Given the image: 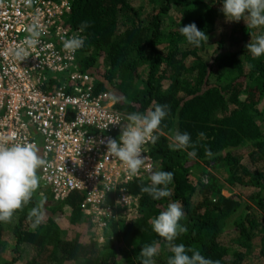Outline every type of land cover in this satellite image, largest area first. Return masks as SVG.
I'll return each mask as SVG.
<instances>
[{
	"label": "trees",
	"instance_id": "obj_1",
	"mask_svg": "<svg viewBox=\"0 0 264 264\" xmlns=\"http://www.w3.org/2000/svg\"><path fill=\"white\" fill-rule=\"evenodd\" d=\"M48 1L69 4L64 25L84 39L78 51L80 68L91 75L97 93L114 101L116 110L127 116L158 104L168 106L149 154L156 170L174 173L168 185L171 195L156 200L141 192L149 178L121 184L134 199L129 205L117 203L113 195L107 198L113 216L102 219V248L86 236L95 222L82 208L85 192L63 202L45 194L42 200L49 203L51 214L43 209L45 220L35 229L28 212L41 199L33 194L10 222H0V264H20L25 257L26 264H141L142 247L154 242L160 245L155 264H167L174 254L149 221L171 202L182 205L180 224L187 228L176 244L220 264H254L250 258L259 239L264 259V126L258 122L264 119V55L254 57L246 47L264 35V27L248 28L244 19L230 20L228 38L222 37L210 52L218 20L228 19L223 0ZM193 22L209 37L199 47L180 33ZM176 132L188 133L195 148H170ZM193 150L195 159L188 156ZM206 150L213 155L208 157ZM195 169L201 170V177ZM215 172L231 188L249 194L225 197ZM130 207L132 219L124 214ZM65 208L70 210L71 235L52 216ZM231 237H238L240 249Z\"/></svg>",
	"mask_w": 264,
	"mask_h": 264
},
{
	"label": "built area",
	"instance_id": "obj_2",
	"mask_svg": "<svg viewBox=\"0 0 264 264\" xmlns=\"http://www.w3.org/2000/svg\"><path fill=\"white\" fill-rule=\"evenodd\" d=\"M70 7L48 0H0V138L9 143H34L47 166L38 169L40 187L35 193H49L63 202L85 192L82 208L88 213L112 217L107 198L130 204L132 196L121 184L150 173L151 141L142 146L147 158L136 176H130L117 158L107 155V138L119 140L126 115L114 108V101L97 93L92 77L78 62V51L64 50V40L79 32L64 25ZM37 26L39 42L24 44L28 28ZM24 47L27 56L18 59ZM104 141V143H101Z\"/></svg>",
	"mask_w": 264,
	"mask_h": 264
},
{
	"label": "clouds",
	"instance_id": "obj_3",
	"mask_svg": "<svg viewBox=\"0 0 264 264\" xmlns=\"http://www.w3.org/2000/svg\"><path fill=\"white\" fill-rule=\"evenodd\" d=\"M28 2L31 3V0ZM222 12L229 20L244 19L248 28L264 27V0H223ZM86 26V23L82 25L81 30ZM28 33L23 43L28 47H35L41 33L36 25L29 27ZM180 33L189 44L197 47L201 42H208L209 39L208 35L199 30L194 22L181 27ZM83 45L84 39L79 36H73L63 42L64 50L70 53H74ZM246 47L254 57L264 55V35L257 36ZM15 55L22 60L27 56V51L24 47H20ZM167 114L168 106L158 104L154 110L149 109L146 113L127 114L123 123L116 120L114 124L121 125V134L119 140L107 138V155L122 162L130 176H136L145 166L147 159L143 155L142 146L148 141L157 142L159 137L155 133ZM200 135L203 136V133ZM9 139L8 137L0 138V222H10L14 213L22 210L32 200L33 194L39 195L35 193L40 185L38 169L47 166V161L39 155V150L34 143H9ZM190 141L191 137L188 133L176 132L174 142L169 147L177 150L191 146L194 149L195 146L191 145ZM196 155L195 150L188 152V156L192 159H195ZM206 155L211 157L213 153L211 150H206ZM147 170L150 173L142 174L139 178H149L150 183L147 186H141V192L147 193L156 200L169 197L171 192L168 185L173 181L174 173L156 170L155 164L153 169L150 165L147 166ZM135 179L137 178L133 180ZM43 206L44 201L41 200L28 212V219L32 222L33 229L45 220ZM183 217L182 205L179 202H171L164 211L149 221L153 231L167 241L168 248L174 254L169 257L167 264H220L219 260L205 258L194 248H187L184 244L174 242L180 234L187 232V228L180 224ZM159 248L158 242L144 245L140 251L141 264H155L153 258L158 254Z\"/></svg>",
	"mask_w": 264,
	"mask_h": 264
},
{
	"label": "rangeland",
	"instance_id": "obj_4",
	"mask_svg": "<svg viewBox=\"0 0 264 264\" xmlns=\"http://www.w3.org/2000/svg\"><path fill=\"white\" fill-rule=\"evenodd\" d=\"M174 16V20L175 22H177L179 19L178 16H176L175 13H173ZM169 21L167 20V23ZM233 23L230 22V20L228 19H223V20H218L217 22V32H216V35L213 36V42H214V45H212L210 48V52H213L215 49H217L218 45H217V42L223 37L224 39H227L228 38V35L230 34V32L232 31V28H233ZM228 43V42H227ZM228 46V45H226ZM222 53V51H221ZM264 119L263 118H258V122H260V124L262 126H264ZM201 170L200 169H195L193 170L194 174L197 175V177H201ZM215 174L218 176L219 179H221L222 181V185L224 186V189H223V195L225 197H230L234 194L236 195H241V196H246L248 195L249 193L245 191V189H241L240 187L238 188H231L229 185L226 184V179L225 177L220 173V172H215ZM38 176L40 177L39 173H38ZM41 184V183H40ZM40 187V185H39ZM43 197L37 195V199H41L42 200ZM133 202V200L130 201V204ZM49 205V203H45L44 206H43V209L47 210V206ZM54 205V204H52ZM132 207H130L128 210L125 211L124 214H126L129 219H132V217L134 216L132 210H131ZM117 211V210H116ZM49 212V211H48ZM50 213V212H49ZM99 210H95L94 211V214L93 215V218H92V222L94 223V228H93V231L92 233L89 232L87 233V237H94L95 240L98 242L99 246L104 248L105 247V242H104V232H105V226H106V219L102 220L105 216H102L99 214ZM51 214V213H50ZM69 215H70V210L65 208L64 211L62 212H59V214H55V215H52L55 220L58 221V224L61 226V229L64 230V231H67L69 233V235L72 234V229L70 227V222H69ZM90 217H92L89 213L86 214ZM120 215V212H119V209H118V213L115 215V219L118 218V216ZM262 215V214H261ZM86 228V227H85ZM234 237H231V242L233 243L234 247H236V250L240 249V246L238 245V240L236 237V240L233 239ZM258 242L255 244V248L252 250V253H251V257L250 258L254 264H264V259L263 257H260L261 254V247H260V240L258 239L257 240ZM262 246V245H261ZM26 259L22 260V262L20 264H26L27 263V257H25Z\"/></svg>",
	"mask_w": 264,
	"mask_h": 264
}]
</instances>
